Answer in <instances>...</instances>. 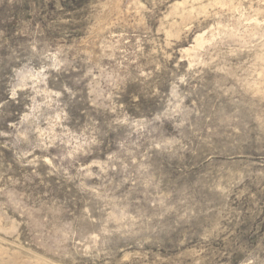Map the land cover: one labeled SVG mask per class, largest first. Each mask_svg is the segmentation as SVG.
Returning <instances> with one entry per match:
<instances>
[{
    "label": "rangeland",
    "instance_id": "rangeland-1",
    "mask_svg": "<svg viewBox=\"0 0 264 264\" xmlns=\"http://www.w3.org/2000/svg\"><path fill=\"white\" fill-rule=\"evenodd\" d=\"M28 262L264 264V0H0V264Z\"/></svg>",
    "mask_w": 264,
    "mask_h": 264
},
{
    "label": "bare ground",
    "instance_id": "bare-ground-1",
    "mask_svg": "<svg viewBox=\"0 0 264 264\" xmlns=\"http://www.w3.org/2000/svg\"><path fill=\"white\" fill-rule=\"evenodd\" d=\"M185 2V1H184ZM113 5H114V3H113ZM170 28V27H169ZM229 33V32H228ZM230 36V35H229ZM196 40H197V43L199 42L200 44H201V42H202V35H200V36H197L196 37ZM200 46V45H199ZM188 50V49H187ZM23 79H25V78H29V80L31 79L33 82L34 81H36L38 78H39V75L37 76L36 74H34V73H29V75H27V76H23L22 77ZM38 262V261H37ZM26 264V263H25ZM28 264H35V263H30V262H28Z\"/></svg>",
    "mask_w": 264,
    "mask_h": 264
}]
</instances>
